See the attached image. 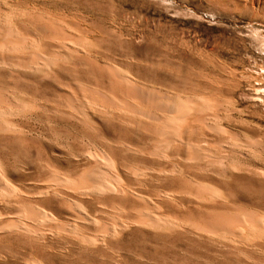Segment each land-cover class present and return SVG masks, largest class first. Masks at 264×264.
I'll list each match as a JSON object with an SVG mask.
<instances>
[{"label": "bare ground", "instance_id": "6f19581e", "mask_svg": "<svg viewBox=\"0 0 264 264\" xmlns=\"http://www.w3.org/2000/svg\"><path fill=\"white\" fill-rule=\"evenodd\" d=\"M32 3L0 0V147L9 139L32 138L36 134L32 120L41 112L61 117L66 114L94 128L100 122L107 124L101 129L103 147L95 143V148L65 151L55 145L51 135L39 130L42 150L38 149L45 157L38 163L17 154H0V238L18 234L46 241L53 231L58 234L60 224H46L55 219L54 214L40 201L49 195L61 198L62 193L73 192L82 198L112 195L140 202L126 220L117 216L115 225L95 232L101 235L115 236L118 229L132 222L157 228L181 224L193 233L230 241L237 247L264 240V213L251 207L234 208L224 195L222 181L229 178L264 180V163L233 160L234 156L248 158L256 149L253 145L260 143L233 125L235 120L229 112L234 107L229 100L220 101L217 93L209 98L182 95L148 83L125 70L121 62L95 52L94 39L92 42ZM38 22L48 31L30 26ZM28 25L32 33L23 31ZM83 60L97 66L107 76L108 85L66 75L68 69L77 71ZM206 83L201 85L203 90ZM219 108L226 114L222 115ZM36 118L34 123L39 121ZM210 135L211 142L207 138ZM120 202L115 201L114 208L122 211ZM73 205L82 211L79 202ZM169 205L178 212L190 208L200 212L172 215L166 210ZM13 208L21 209L13 212L17 218L10 211ZM89 216L82 215V219L95 223L96 218ZM68 227L85 242L94 241V235L84 236Z\"/></svg>", "mask_w": 264, "mask_h": 264}, {"label": "rangeland", "instance_id": "374dc122", "mask_svg": "<svg viewBox=\"0 0 264 264\" xmlns=\"http://www.w3.org/2000/svg\"><path fill=\"white\" fill-rule=\"evenodd\" d=\"M15 1L21 4L35 2L37 8L45 9L43 12L64 20L69 27L95 41L94 51L99 55L121 62L125 70L132 75L138 74L148 83L182 95L209 98L210 94L217 93L220 101L229 100L235 110L229 112L233 122L235 120L233 125L260 143L253 145L256 149L252 147L251 150L255 151L251 152L250 159L234 156L233 160L236 163H242L243 159L257 165L264 163V0ZM34 24H30L32 28L36 27L33 29L48 31L43 23ZM27 27L23 31L32 33V28ZM89 64L92 63L83 60L77 71L68 69L66 75L91 84L99 81L98 84L108 85L107 76L100 73L97 66ZM204 82H207L206 90L201 86ZM18 86L23 87V84ZM29 86L35 89V84ZM219 109L222 115L226 114ZM61 116L39 113L35 116L39 121L36 118L38 122L34 123V118L31 123L36 136L27 140L9 139L0 147V154H17L22 159L38 163L45 157L38 149L42 145L37 135L39 130L51 135L55 145L65 151L83 149V146L84 149L103 147L100 136L106 121L94 128L66 114ZM211 136L207 137L209 142L213 139L209 138ZM261 181L264 180L240 176L229 178L222 181L224 195L234 203V208L245 206L264 213V183ZM63 194L66 199L49 195L40 201L54 214L53 222L46 224H60L58 234L53 231L46 241L18 234L3 235L0 238V264H264L262 238L251 245L244 243L237 247L233 242L212 240L214 237L194 232L196 236L181 224L159 229L132 222L118 229L115 236L101 235L102 229L115 225L117 216H125L123 220L130 217L140 202L132 197L90 195L93 200L73 192ZM100 200L103 201L100 203ZM76 201L83 205L82 213L73 205ZM115 201L123 202H120L122 211L114 208ZM11 210L13 217L21 211L20 208ZM166 210L172 215L200 212L196 208L178 212L171 205ZM86 214L96 218H92L95 223H86L88 220L82 219ZM68 226L84 236L94 235V241L85 242L81 236L70 233ZM97 231L99 234L95 233Z\"/></svg>", "mask_w": 264, "mask_h": 264}]
</instances>
